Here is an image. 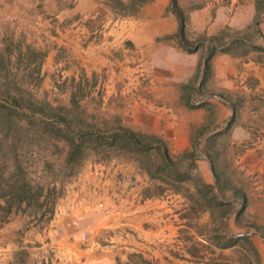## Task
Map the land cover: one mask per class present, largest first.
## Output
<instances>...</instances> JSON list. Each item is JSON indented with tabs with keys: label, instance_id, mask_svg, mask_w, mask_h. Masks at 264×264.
<instances>
[{
	"label": "rangeland",
	"instance_id": "rangeland-1",
	"mask_svg": "<svg viewBox=\"0 0 264 264\" xmlns=\"http://www.w3.org/2000/svg\"><path fill=\"white\" fill-rule=\"evenodd\" d=\"M24 1L0 0V264H60L54 249L57 235L42 238L36 233L54 217L56 205L86 168L112 174L117 195L110 200L116 205L127 188L134 190L135 199L166 207L157 216L149 212L153 218L143 223L117 219L114 226L100 227L93 240L104 252L113 248L114 264H264V127L256 124L264 119V111L257 110L264 107V90L254 89V79H245L235 97L220 95L228 102L234 99L236 106L231 115L225 113L226 121L218 119L217 103H208L200 127L190 129L185 151L193 150V156L177 164L186 178L177 181L154 147L130 152L78 137L88 126L101 133L118 123L127 126L120 121L126 101L141 100L147 111L167 109L174 101L168 91L155 95L158 81L153 76L161 79L162 88L170 86L168 66L150 60L149 49L125 52L114 44L97 52L90 46L97 43V32L80 37L79 46L71 45L63 39V20L46 13L44 0ZM107 1L123 17L140 6L138 0ZM256 8L264 9V0H256ZM226 34L224 40H254L250 26ZM245 48L233 45L230 51L243 58ZM204 51L200 46L194 73L180 83L186 89L178 87L182 105L185 93L196 102L206 92L205 80L200 83ZM48 53L53 54L50 65ZM173 129L159 126L153 135L175 160L177 154L164 138ZM66 137L84 140L71 161ZM22 184L28 191L20 203L16 194ZM99 203L101 217L108 215L105 203ZM138 227L158 234L143 237ZM128 245L130 249L124 248Z\"/></svg>",
	"mask_w": 264,
	"mask_h": 264
},
{
	"label": "crops",
	"instance_id": "crops-1",
	"mask_svg": "<svg viewBox=\"0 0 264 264\" xmlns=\"http://www.w3.org/2000/svg\"><path fill=\"white\" fill-rule=\"evenodd\" d=\"M27 1L24 3L30 5ZM71 1L68 4V0H57L56 5H50V0H44L46 13L63 20V39L73 43L71 45L79 46L77 40L80 37L97 32V43H90L91 49L94 47L97 52L109 49L114 44L125 52L129 48L135 52L149 49L150 60L168 66L172 72L169 78L171 85L166 87L165 84L162 88L161 79L153 76L158 81L153 90L158 97L168 91L174 102L162 112H155L147 111L141 100L126 101L120 121L152 134L160 132L159 126L173 127L170 133L172 136L167 133L164 138L166 142L169 140V149L174 154L188 149L190 129L200 127L206 117L205 107L209 102L217 103V117L223 119L220 121H226L225 113L231 115L236 106L234 99L228 102L220 97L221 94L235 97L242 92L245 87L242 83L248 77L256 82L255 90H264V9L256 8V0H175L183 15L182 37L193 46L192 52L182 50L179 45L176 36L179 23L172 11L171 0H147L133 14L124 17L119 16L107 0ZM254 19L257 23L252 26ZM225 26L234 32L250 26L253 28L254 40L244 39L247 50L243 58L239 57L241 54L216 50L209 58V69L203 86L206 92H200L196 102L190 96V103L197 105L203 102L204 105L188 108L180 104L178 87L192 76L198 63L199 48H195L196 42L201 37L218 34ZM203 45L206 55L208 42H203ZM251 45L260 46L262 50L250 49ZM80 51L87 52V49ZM52 55L47 54L49 65L52 63ZM124 61H128L127 57L121 59V66ZM257 110L264 111V107ZM256 124L264 127V119H258ZM260 138L264 142V129ZM113 182L112 174L106 171H98L96 168L82 170L70 185L71 188H68L67 194L56 205L54 217L36 233L42 238L57 235L54 249L60 264H114L113 248L104 252L93 240L100 227L114 226L117 219L129 225L143 223L153 218L149 212L157 216L166 208L165 204L155 200L135 199L134 190L127 188L124 194L121 192L122 198L116 200L119 202L116 205L115 201L110 200L111 195L116 193L113 191ZM99 201L105 203L103 209L107 210L108 215L101 217L102 208L98 207L102 203ZM159 219L162 218L159 216ZM138 232L146 238L158 234L155 230L151 232L141 227H138ZM83 235L87 238L84 239ZM126 238L130 243L129 237ZM119 239L122 240V237L119 236ZM124 248L130 249L129 245Z\"/></svg>",
	"mask_w": 264,
	"mask_h": 264
},
{
	"label": "trees",
	"instance_id": "trees-1",
	"mask_svg": "<svg viewBox=\"0 0 264 264\" xmlns=\"http://www.w3.org/2000/svg\"><path fill=\"white\" fill-rule=\"evenodd\" d=\"M140 5L147 0H138ZM171 8L173 13L176 15L178 18V23H179V28L178 32L176 34L179 45L182 49H184L186 52H192L193 51V46H190L185 39L182 37V28H183V15L179 7L176 5L175 0H171ZM256 20L252 22V26L256 25ZM230 28L225 26L223 29L220 30V32L216 35L209 36V37H201L198 39V41L195 44V48H199L200 46H204L203 42L207 41L208 46L206 48V55L203 58L202 62V72H201V80L200 83L205 80L208 69H209V58L211 55L216 51H222V52H231L230 49L233 45L241 46L245 45L246 42L244 41V38L238 37V36H232L228 37L226 40H224V37L226 34V31H228ZM250 49L253 50H262V47L257 46V45H251ZM246 48L243 50V53L246 52ZM182 89H186L185 85L180 86ZM198 90V88H197ZM192 91V90H191ZM182 98L184 99V105L188 108H193L196 106H203L204 103H200L197 105H194L190 103V94L185 93L182 95ZM70 101L72 103H75L73 96L71 97ZM0 107L3 108L4 106L0 104ZM36 109L41 111L40 106H36ZM59 118V117H58ZM62 121H64L63 117H60ZM80 131V134L78 137L81 139H84L86 141L94 142L96 145H102L106 148H112V149H119V150H124V151H130V152H146L148 149L151 147H154V149L158 152L161 165L166 166V165H171L173 168L174 172V178L177 181H182L186 178V175H183L181 173H178L176 169H178L177 164L178 161L181 158L185 157H192L194 154V151H184L181 152L180 154L176 155L175 160H172L166 146L164 145L163 141L153 135V134H146L137 130H133L125 125L122 124H116L114 127L110 128L104 133H101L99 131H96L93 129V126H88L86 130ZM66 140L68 142L69 150L67 152V159L68 161L74 159V155L77 151H79L80 143H82L84 140H80L81 142H77L74 138L72 137H66ZM162 169V168H161ZM147 171V170H146ZM149 172V171H148ZM150 173V172H149ZM205 187L208 189H211V191L214 189V187L211 184H204ZM26 184H22L20 187V191L17 192V200L18 202H23L26 199V195L24 193L28 191V189H25ZM219 189V188H218ZM21 194V196H20ZM239 195L242 197V194L239 193ZM4 196V195H3ZM214 198L216 199V195H214ZM221 204V202H216V205Z\"/></svg>",
	"mask_w": 264,
	"mask_h": 264
}]
</instances>
